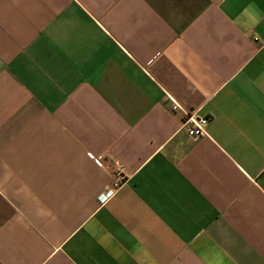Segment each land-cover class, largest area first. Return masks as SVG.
Masks as SVG:
<instances>
[{"label": "crops", "instance_id": "1", "mask_svg": "<svg viewBox=\"0 0 264 264\" xmlns=\"http://www.w3.org/2000/svg\"><path fill=\"white\" fill-rule=\"evenodd\" d=\"M0 264H264V0H0Z\"/></svg>", "mask_w": 264, "mask_h": 264}, {"label": "built area", "instance_id": "2", "mask_svg": "<svg viewBox=\"0 0 264 264\" xmlns=\"http://www.w3.org/2000/svg\"><path fill=\"white\" fill-rule=\"evenodd\" d=\"M171 109L173 111H180L182 114L181 128L187 133V135L192 139H198L202 137H207L208 133L206 127L208 125V119L204 117H199L196 112L185 111L181 109L175 103L172 104ZM96 164L101 165L98 160L95 159ZM122 178V173L120 170L117 172V180L120 181ZM118 183H114L115 188ZM111 190L108 191L109 194Z\"/></svg>", "mask_w": 264, "mask_h": 264}]
</instances>
